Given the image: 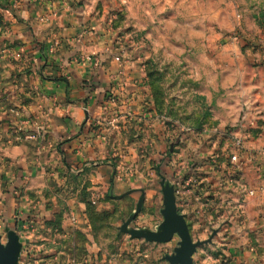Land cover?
<instances>
[{
	"label": "crops",
	"instance_id": "1",
	"mask_svg": "<svg viewBox=\"0 0 264 264\" xmlns=\"http://www.w3.org/2000/svg\"><path fill=\"white\" fill-rule=\"evenodd\" d=\"M106 4L0 0L1 227L13 226L17 232L34 216L32 205L38 200L44 201L37 209L40 216L62 215V209L51 211L45 202L66 199L70 181L65 168L75 174L72 179L88 178L89 199L143 197L145 206L154 199L146 185L149 173H155L160 213L164 179L174 189L177 213L185 218L192 241L206 242L193 255L194 264H264V179H251L244 164L237 166L240 170L225 164L214 170L209 156L224 157L228 147L216 135L168 121L150 91L146 66L132 57L126 36H118ZM209 55L239 56L240 51L188 54ZM229 67L220 68L221 76L229 74ZM251 86L247 106L264 110V103H256L264 96L263 83ZM220 88L217 111L222 113V106L230 116L240 96L239 81ZM227 95L231 102H224ZM258 134L262 138L259 132L253 136ZM261 140L252 139L248 149ZM229 173L234 179L227 178ZM248 190L255 196L248 197ZM163 221L151 232H161ZM180 242L175 234L166 243L169 255Z\"/></svg>",
	"mask_w": 264,
	"mask_h": 264
},
{
	"label": "rangeland",
	"instance_id": "2",
	"mask_svg": "<svg viewBox=\"0 0 264 264\" xmlns=\"http://www.w3.org/2000/svg\"><path fill=\"white\" fill-rule=\"evenodd\" d=\"M104 1L118 36H126L125 46L134 49L132 57L142 59L146 66L150 91L168 121L216 135L219 144L227 147L234 136L240 135L246 148L240 164L246 166L251 179L254 175L255 179H264V110L250 108L245 102V97L253 95L254 81L255 85H264V0ZM222 48L239 50L240 55L188 56L194 51L207 50L211 54ZM200 62L204 63L197 68ZM222 67H229L225 77L220 73ZM238 81L240 96L232 105L236 106L235 112L228 116L222 106V113L217 111L218 88ZM258 99L256 103H264V96ZM221 115L223 118H218ZM257 132L262 138L260 134L253 136ZM252 139H262V143L248 149ZM158 170L162 176L166 168ZM65 173L70 181L66 199L45 202L51 211L54 207L62 209V215L40 216L37 209L40 204L44 207V201L38 200L32 205L34 216L17 232L13 226L0 225V245L6 246L11 236L19 242L20 264H169L165 259L169 246L122 231L140 199L109 200L110 188L108 200L89 199L88 178L72 179L75 174L66 168ZM149 174L146 189L154 193V199L146 206L143 201V209L125 227L126 231L151 232L162 221L159 178ZM81 189V195L71 197L70 193Z\"/></svg>",
	"mask_w": 264,
	"mask_h": 264
},
{
	"label": "water",
	"instance_id": "3",
	"mask_svg": "<svg viewBox=\"0 0 264 264\" xmlns=\"http://www.w3.org/2000/svg\"><path fill=\"white\" fill-rule=\"evenodd\" d=\"M161 186L164 194V209L161 212L164 221L161 232H142L136 229L125 230V227L132 222L140 212L144 201L143 197H141L136 210L133 212L128 222L123 226L122 231L128 232L131 235L147 238L152 242L160 244L170 242L174 235L178 234L181 238L180 246L174 250L172 255H167L165 257L166 261H168L169 264H194L192 260L193 255L196 253L197 249L206 242L194 243L192 241L185 218L177 213L173 187L169 185L168 182H165L164 179H162ZM210 241L211 239L208 242ZM19 250V242H17L15 236H11L6 246L0 245V264H17Z\"/></svg>",
	"mask_w": 264,
	"mask_h": 264
},
{
	"label": "built area",
	"instance_id": "4",
	"mask_svg": "<svg viewBox=\"0 0 264 264\" xmlns=\"http://www.w3.org/2000/svg\"><path fill=\"white\" fill-rule=\"evenodd\" d=\"M19 115H20L19 113H16V116H19ZM29 138L32 139V138H35V136H31ZM244 150H245V145H244L243 138L240 135H236L233 137L231 141V145L226 150V155H224V157H222V155L220 154L213 153L209 156L208 162L214 168V170L221 169V167L224 164L227 168L237 167L241 162L240 156L244 152ZM262 164H263V169H264V153L262 156ZM226 172H228L227 169H226ZM227 178L234 179L233 175H231L230 173L229 175H227ZM181 194H182V191L177 189L175 192V195L177 197H180ZM255 194H256V191L254 190H248L246 192V195L248 197H254Z\"/></svg>",
	"mask_w": 264,
	"mask_h": 264
},
{
	"label": "trees",
	"instance_id": "5",
	"mask_svg": "<svg viewBox=\"0 0 264 264\" xmlns=\"http://www.w3.org/2000/svg\"><path fill=\"white\" fill-rule=\"evenodd\" d=\"M264 16V15H263Z\"/></svg>",
	"mask_w": 264,
	"mask_h": 264
}]
</instances>
